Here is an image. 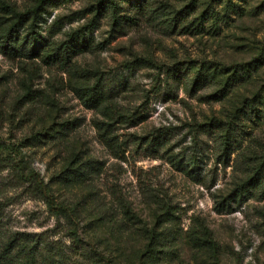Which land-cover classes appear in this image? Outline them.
Segmentation results:
<instances>
[{"label": "rangeland", "instance_id": "1", "mask_svg": "<svg viewBox=\"0 0 264 264\" xmlns=\"http://www.w3.org/2000/svg\"><path fill=\"white\" fill-rule=\"evenodd\" d=\"M115 1L50 0L19 27L18 45L40 37L32 57L0 48V252L28 234L54 249L43 264H93L89 243L111 264H264V197L247 185L264 164V0ZM62 44L71 67L47 66ZM176 63L208 78L184 87L164 73ZM94 86L117 123L84 104Z\"/></svg>", "mask_w": 264, "mask_h": 264}, {"label": "trees", "instance_id": "2", "mask_svg": "<svg viewBox=\"0 0 264 264\" xmlns=\"http://www.w3.org/2000/svg\"><path fill=\"white\" fill-rule=\"evenodd\" d=\"M49 1L50 0H34V6L26 10L25 12L16 11L15 8H12L11 6L0 2V28H5L3 34L0 35V48L3 49L4 53L15 58L32 57V51H36L37 45L40 41V37H38V34L34 33L33 30L35 26H33L32 24V33H27V39L18 45L20 41L19 27L29 21L31 18L38 16L42 11H44V6ZM104 4L111 5L113 11H116V9L118 8L115 0H101L100 5ZM5 15H11V17L8 18ZM43 62L49 67L57 66L60 69L67 70L71 67L72 63L71 52L69 51V48L65 46V44H62L57 48H50L45 54H43ZM165 67L167 69L164 71V73L173 75L175 77V80L178 81L180 85L185 87L188 80L192 81L191 90H194V87H196V85L204 83L208 78L206 75L207 70L202 64L198 65L189 63V65H184L183 63H176L174 66ZM159 70L163 72L162 68H160ZM230 70L231 69H227L224 73H222V75H227L228 73H230ZM220 75L221 74L219 73V76ZM230 82L231 78H228L223 86V89H227L230 85ZM226 91L227 90L215 92L216 94H212V96H214L217 101H221L223 97H225L224 95H226ZM80 92L84 104L88 108H99L102 110L105 117L110 119V121L116 122L114 118L115 115L112 114L111 106L107 105L103 101L101 94L99 90H97L96 86L81 88ZM221 94H223V96H220ZM118 117L120 118L121 116ZM221 138L222 147L224 151L228 152V149L233 147V143L234 141H236L234 127H232V125H229L227 131ZM263 173L264 164L257 168L256 175H253L247 181V185L254 186L257 190H262V195L264 197V184H262L261 182ZM35 177L38 178V175ZM34 182L37 185L38 191L45 199L51 214L56 217L63 216L69 220L73 219V211L68 206L57 203L54 197L50 194L48 188L42 182H40L39 179L34 178ZM71 236L76 242L82 243V245L84 246L86 245L82 240V236H80L78 229L72 228ZM20 237H22V239L19 237L13 238L2 249V251L0 252V264H43L45 262V259H52L56 255L55 252H52L54 251V249L50 247L49 244H47L39 236L20 234ZM88 245L91 246L89 253L91 254V256H93V264H111L110 260L106 258L103 253L100 252L96 247H94L91 243H89ZM14 249H18L19 251L20 255H17L19 258L18 261L13 260V258L9 259L8 257ZM46 252H48L50 255H46Z\"/></svg>", "mask_w": 264, "mask_h": 264}]
</instances>
